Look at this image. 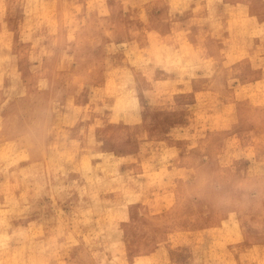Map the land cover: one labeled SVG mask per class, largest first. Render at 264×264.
Returning a JSON list of instances; mask_svg holds the SVG:
<instances>
[{
	"label": "rangeland",
	"instance_id": "rangeland-1",
	"mask_svg": "<svg viewBox=\"0 0 264 264\" xmlns=\"http://www.w3.org/2000/svg\"><path fill=\"white\" fill-rule=\"evenodd\" d=\"M0 264H264V0H0Z\"/></svg>",
	"mask_w": 264,
	"mask_h": 264
},
{
	"label": "bare ground",
	"instance_id": "bare-ground-1",
	"mask_svg": "<svg viewBox=\"0 0 264 264\" xmlns=\"http://www.w3.org/2000/svg\"><path fill=\"white\" fill-rule=\"evenodd\" d=\"M12 118V117H11Z\"/></svg>",
	"mask_w": 264,
	"mask_h": 264
}]
</instances>
